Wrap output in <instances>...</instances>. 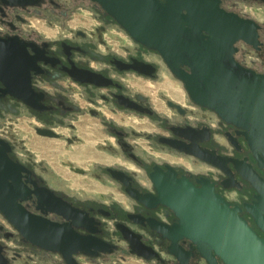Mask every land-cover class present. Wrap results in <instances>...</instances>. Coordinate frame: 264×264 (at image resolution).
Listing matches in <instances>:
<instances>
[{"label":"flooded vegetation","instance_id":"obj_1","mask_svg":"<svg viewBox=\"0 0 264 264\" xmlns=\"http://www.w3.org/2000/svg\"><path fill=\"white\" fill-rule=\"evenodd\" d=\"M86 1L99 22L67 34L65 22L75 0H0V154L20 166L18 202L33 215L71 223L79 235L109 245L97 257L75 255L79 264H85L81 259L95 264H210L187 238L174 242L158 230L171 232L180 223L158 198L161 192L172 197L183 184L211 189L237 207L264 239L246 207L258 192L235 169L264 184V145L254 152L246 128L235 124L254 130L252 111L264 122V105L251 108L241 96L242 87H254L260 89L255 96L264 99V83L251 76L264 79V0H214L247 22L244 37H220L204 47L215 54L217 85H228L224 109L230 121L193 101L159 53L127 33L131 47L109 40L110 28L124 30L98 3ZM59 20L62 26L56 31L54 21ZM203 36L209 39L206 31ZM139 62L154 74L131 67ZM163 73L170 77L172 91L156 97L139 88L141 79L163 81ZM261 128L264 141V123ZM56 152L64 153L62 169L52 164ZM66 172L83 177L82 184L91 177L103 191L87 192L63 176ZM65 207L75 211L73 218L58 212ZM0 216L10 226L0 221V244L9 264H30L21 248L41 257L59 255L66 264L59 253L24 241L1 211Z\"/></svg>","mask_w":264,"mask_h":264},{"label":"water","instance_id":"obj_2","mask_svg":"<svg viewBox=\"0 0 264 264\" xmlns=\"http://www.w3.org/2000/svg\"><path fill=\"white\" fill-rule=\"evenodd\" d=\"M91 1L98 3L135 42L159 53L172 74L184 82L193 101L216 109L224 119L230 121L229 113L224 109L227 107L229 88L228 85H217L215 77L219 74L215 71V54L208 51L206 46L217 42L220 37H235V40L244 37L246 32L242 28L247 22L226 13L214 0H166L165 3L160 0ZM204 31L209 35L207 41H204ZM139 64L131 67L149 76L154 74V71L142 68L144 63ZM185 66L191 69L190 73L185 72ZM235 75L238 76V73ZM251 76L255 82L260 80L264 83V79ZM225 82L227 84L228 80ZM242 90L241 96L249 107L264 105V99L260 101V96H255L260 89L242 87ZM250 115L254 130L239 122L235 124L246 128L244 135L256 152V148L264 145L261 137L264 122L260 121L259 112L252 111ZM256 116L259 119H254ZM1 155L0 211L24 241L59 253L66 264H79L74 257L77 254L97 257L108 251L109 245L93 236L79 235L71 223H52L28 212L18 202L21 198L18 190L21 186L20 166L6 154ZM235 169L258 192L255 202L246 207L254 216L256 225L264 232V184L256 176H248L240 167L235 166ZM8 180H11L10 184ZM181 189L172 197V194L161 192L158 198L180 219L171 232L158 229L164 237L174 242L179 237L187 238L210 264H218V259L224 264H264V239L239 215L237 207L231 206L207 187L195 189L190 184H183ZM139 200L146 202L145 198L139 197ZM58 212L68 220L75 214L69 207ZM0 264H9L1 244Z\"/></svg>","mask_w":264,"mask_h":264},{"label":"rangeland","instance_id":"obj_3","mask_svg":"<svg viewBox=\"0 0 264 264\" xmlns=\"http://www.w3.org/2000/svg\"><path fill=\"white\" fill-rule=\"evenodd\" d=\"M77 4L73 6V8L69 12V17L67 18V21L65 22V27L63 26V30H65V33H69L71 30H74L79 27H85V28H94L93 25H96L99 21L96 19L95 12L89 7L90 2L86 0H75ZM57 24L56 31L61 29L62 26V21L59 20V22L54 21ZM111 34L114 36H117L119 40L113 38L110 33H108L107 38L109 40H112V42L116 45H123L127 47L132 46V41L126 34V32L115 29V28H110ZM162 72H165L162 70ZM164 80L163 81H149V80H144L141 79L138 82L139 88L144 90L146 93H156L157 95L160 94V92L166 90L172 91V86H171V80L170 77L166 74L163 73ZM159 97V96H158ZM145 123V122H143ZM19 125V124H18ZM145 125L141 124V127ZM64 155L62 152H56L55 154V160L53 161V166H58V169H62L60 167V158ZM56 168V169H57ZM66 171V170H65ZM64 174L63 176L70 178L73 183L80 184L87 192H91L93 194L102 192L103 189L99 186V184L93 180H90L91 177H85V180H89V183L87 184H82L83 177L78 176V175H69L67 172L62 173ZM79 186V185H77ZM0 221L3 222L6 226L10 228L7 222H5L4 218L0 216ZM12 247L18 246L17 243L10 241L8 243ZM21 250L23 256L29 260L30 264H64L62 258L59 255L56 256H46L43 255L41 257L40 255H35L32 252H28L25 249H19ZM9 254L12 255V250L9 251ZM28 256H32V259H29ZM82 262L85 264H95L94 262L86 261L84 259H81ZM113 261H116L115 258Z\"/></svg>","mask_w":264,"mask_h":264}]
</instances>
